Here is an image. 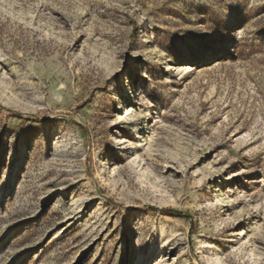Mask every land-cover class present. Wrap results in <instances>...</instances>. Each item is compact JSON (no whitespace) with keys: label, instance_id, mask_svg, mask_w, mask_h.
<instances>
[{"label":"rangeland","instance_id":"374dc122","mask_svg":"<svg viewBox=\"0 0 264 264\" xmlns=\"http://www.w3.org/2000/svg\"><path fill=\"white\" fill-rule=\"evenodd\" d=\"M0 264H264V0H0Z\"/></svg>","mask_w":264,"mask_h":264},{"label":"bare ground","instance_id":"6f19581e","mask_svg":"<svg viewBox=\"0 0 264 264\" xmlns=\"http://www.w3.org/2000/svg\"><path fill=\"white\" fill-rule=\"evenodd\" d=\"M131 91H132V88H131V87L127 88L126 96H130ZM137 115H138V119L141 118V117H143L142 113H140V112H138ZM137 144H140V142H137ZM149 156H151V154H149ZM206 166H207V164L204 163V167H206ZM215 189H217L216 186H215ZM215 195H216L217 198L219 199V204H220V205H225L223 199H222V198L220 197V195H219V189L217 190V192H216Z\"/></svg>","mask_w":264,"mask_h":264}]
</instances>
